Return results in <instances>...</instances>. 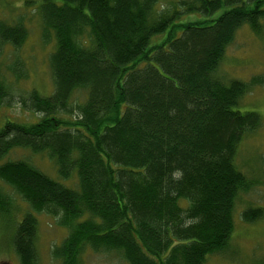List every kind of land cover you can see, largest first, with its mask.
<instances>
[{
	"label": "trees",
	"instance_id": "trees-1",
	"mask_svg": "<svg viewBox=\"0 0 264 264\" xmlns=\"http://www.w3.org/2000/svg\"><path fill=\"white\" fill-rule=\"evenodd\" d=\"M42 0L41 37L53 89H31L17 104L37 119L6 120L0 161L14 148L44 154L61 179L28 160L0 163V216L15 194L27 204L11 246L37 264L35 214L67 229L51 249L60 264L84 250L117 252L127 264H204L229 242L234 200L251 183L234 157L261 116L236 109L258 81L224 79L219 63L236 31L260 34L264 0ZM184 16L189 17L183 19ZM21 24L0 20V45L19 47ZM220 76V77H219ZM85 99L72 103L75 91ZM0 79V105L11 104ZM68 115L69 117H65ZM181 201V202H180ZM264 216L242 212L244 221Z\"/></svg>",
	"mask_w": 264,
	"mask_h": 264
},
{
	"label": "rangeland",
	"instance_id": "rangeland-1",
	"mask_svg": "<svg viewBox=\"0 0 264 264\" xmlns=\"http://www.w3.org/2000/svg\"><path fill=\"white\" fill-rule=\"evenodd\" d=\"M177 0H160V8H166ZM42 0H0V20L7 24L21 22L26 37L19 47L11 44L0 45V79L11 95V104L0 105V127L9 119L30 123L37 118L17 104V98L31 89L48 96L53 89L48 65V55L54 48L53 37L44 43L41 37L39 5ZM189 17L184 16L183 19ZM264 24V21H263ZM224 79L249 82L256 78L257 84L250 87L239 99L237 110L253 111L261 116V125L246 134L240 141L234 157V164L241 171L251 187L240 192L234 200L232 211L233 230L227 247L218 253L207 255L204 264H264V216L247 222L242 212L248 208L264 210V26L260 34L253 33L248 25L241 26L234 40L228 45L217 68ZM219 76V77H220ZM85 91L74 92L71 102L81 103ZM65 117H69L65 115ZM28 160L42 172L63 185L77 189V177L73 172L69 179H61L56 164L44 154H34L28 149L14 148L0 161ZM4 191L12 189L0 181ZM9 215L0 216V264H20L11 246L15 224L29 207L15 194ZM181 202V201H180ZM37 218L36 250L37 264H60L51 256V249L66 237L67 229L58 225L57 220L44 213ZM78 264H127L117 252L84 250Z\"/></svg>",
	"mask_w": 264,
	"mask_h": 264
}]
</instances>
